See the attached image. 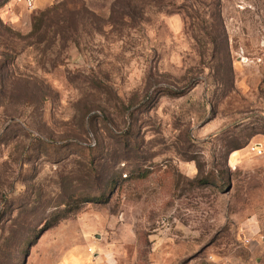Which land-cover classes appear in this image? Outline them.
<instances>
[{"label":"rangeland","instance_id":"rangeland-1","mask_svg":"<svg viewBox=\"0 0 264 264\" xmlns=\"http://www.w3.org/2000/svg\"><path fill=\"white\" fill-rule=\"evenodd\" d=\"M0 264H264V0H0Z\"/></svg>","mask_w":264,"mask_h":264},{"label":"built area","instance_id":"built-area-1","mask_svg":"<svg viewBox=\"0 0 264 264\" xmlns=\"http://www.w3.org/2000/svg\"><path fill=\"white\" fill-rule=\"evenodd\" d=\"M18 5L23 6L27 10L34 8L36 0H14Z\"/></svg>","mask_w":264,"mask_h":264},{"label":"water","instance_id":"water-1","mask_svg":"<svg viewBox=\"0 0 264 264\" xmlns=\"http://www.w3.org/2000/svg\"><path fill=\"white\" fill-rule=\"evenodd\" d=\"M228 191V190H227Z\"/></svg>","mask_w":264,"mask_h":264}]
</instances>
